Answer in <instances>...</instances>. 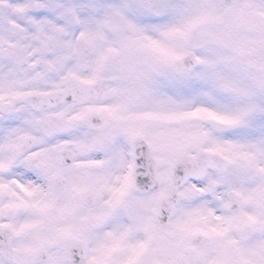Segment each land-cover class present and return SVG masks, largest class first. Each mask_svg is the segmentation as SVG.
I'll use <instances>...</instances> for the list:
<instances>
[{"label":"snow or ice","instance_id":"6c2138e0","mask_svg":"<svg viewBox=\"0 0 264 264\" xmlns=\"http://www.w3.org/2000/svg\"><path fill=\"white\" fill-rule=\"evenodd\" d=\"M0 264H264V0H0Z\"/></svg>","mask_w":264,"mask_h":264}]
</instances>
